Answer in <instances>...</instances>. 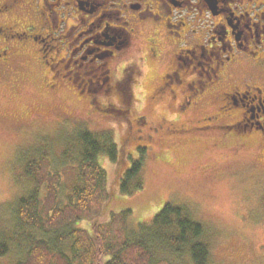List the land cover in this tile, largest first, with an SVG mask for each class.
I'll return each instance as SVG.
<instances>
[{
    "label": "flooded vegetation",
    "instance_id": "flooded-vegetation-1",
    "mask_svg": "<svg viewBox=\"0 0 264 264\" xmlns=\"http://www.w3.org/2000/svg\"><path fill=\"white\" fill-rule=\"evenodd\" d=\"M146 62L156 133L196 122L213 147L264 163V0H0V71L30 67L95 112L128 119V99L96 98L140 90Z\"/></svg>",
    "mask_w": 264,
    "mask_h": 264
},
{
    "label": "rangeland",
    "instance_id": "rangeland-1",
    "mask_svg": "<svg viewBox=\"0 0 264 264\" xmlns=\"http://www.w3.org/2000/svg\"><path fill=\"white\" fill-rule=\"evenodd\" d=\"M144 66L146 80H138L140 90L135 89L132 95L96 98L98 105L117 106L119 101L128 99L129 120L114 112H95L74 92L47 91L30 67L0 71V228L6 235L11 234L10 205L30 189L23 180L30 171L29 164L39 161L33 158L37 154L48 153L53 167L61 171V186L55 188L61 203L66 202L77 179L78 161L62 156L65 150L68 157L78 153L75 133L86 130L97 135L106 133L117 156L115 161L100 156L107 196L99 209L90 207L78 228L99 235L102 244L108 246L107 241L119 237L121 229L119 225L109 226L111 214L130 210L134 223H149L165 203L183 205L192 219L205 228L208 264H264L261 156L249 150L235 155L231 146L213 147L207 136H200L202 128L195 132L193 127H199L196 122L185 126V132L171 128L166 135L158 128L160 133H156L158 118L151 112L154 102L150 88L156 86L160 74L150 62ZM138 116L142 118L134 121ZM139 147L145 149L141 189L130 196L122 195L118 191L119 177L130 160L138 157ZM47 166L39 167L44 177L51 171V166ZM22 252L13 248L0 264H16L23 257ZM132 253L125 259L137 263L140 256ZM167 260L159 264H192L188 257ZM144 263L148 264L147 260Z\"/></svg>",
    "mask_w": 264,
    "mask_h": 264
},
{
    "label": "trees",
    "instance_id": "trees-1",
    "mask_svg": "<svg viewBox=\"0 0 264 264\" xmlns=\"http://www.w3.org/2000/svg\"><path fill=\"white\" fill-rule=\"evenodd\" d=\"M74 141L79 146L78 153L75 151L68 157L65 150L62 156L71 162L78 161L77 179L64 204L55 188L61 186V171L53 167L48 153L33 157L39 161L29 164L30 171L26 172L29 178L24 176L23 180L30 189L10 205L12 232L6 235L0 228V261L14 248L23 251L16 264H139L140 260V264L146 260L148 264H159L168 261V257L178 260L188 257L192 264H208L210 252L205 228L192 219L183 205L165 203L149 223H134L130 210L111 214L109 226L115 224L121 229L119 237L107 241L108 246L102 244L99 235L78 228L87 212L92 207L99 209L107 196L106 173L98 162L100 156L115 161L117 155L106 133L78 131ZM137 152L138 157L130 160L119 177L118 191L122 195L130 196L141 189L145 149L139 147ZM42 164L51 166L45 177L39 171ZM131 252L140 256L137 263L125 259Z\"/></svg>",
    "mask_w": 264,
    "mask_h": 264
}]
</instances>
